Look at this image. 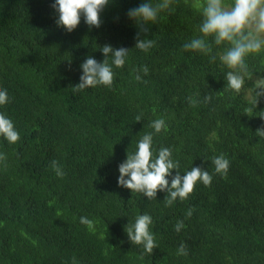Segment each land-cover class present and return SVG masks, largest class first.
I'll return each mask as SVG.
<instances>
[{"label": "trees", "instance_id": "16d2710c", "mask_svg": "<svg viewBox=\"0 0 264 264\" xmlns=\"http://www.w3.org/2000/svg\"><path fill=\"white\" fill-rule=\"evenodd\" d=\"M143 2L111 0L99 28L81 17L67 32L55 23L54 0H0V89L11 98L0 113L21 137L10 144L0 136L7 155V168L0 165V264H264V138L256 134L264 97L248 111L254 79L264 76V52L247 58L253 79L236 94L219 59L227 45L213 43L214 63L182 47L201 35L194 0H175L174 12L143 26L146 34L127 15ZM137 33L156 46L135 48ZM104 44L130 49L125 65L114 67L113 87L73 93L81 64L89 56L102 61ZM143 65L149 72L136 81L134 70ZM189 97L201 103L193 107ZM159 118L167 131L154 135L153 150L170 148L181 175L199 166L213 176L211 186L197 183L170 207L166 191L149 200L117 183L119 164ZM221 154L230 161L226 177L212 164ZM145 213L158 243L152 255L125 230ZM80 217L93 220L94 231ZM177 221L185 224L180 232ZM181 243L186 256L177 255Z\"/></svg>", "mask_w": 264, "mask_h": 264}, {"label": "clouds", "instance_id": "9594fccd", "mask_svg": "<svg viewBox=\"0 0 264 264\" xmlns=\"http://www.w3.org/2000/svg\"><path fill=\"white\" fill-rule=\"evenodd\" d=\"M111 0H54L51 7L58 13L55 23L62 26L65 31L72 32L80 24L81 17L91 27L99 28L102 24L101 13L109 5ZM175 0H158L153 4L145 0L138 7L128 10V17L141 26L145 34L148 29L143 27L149 23H156L161 12H174L172 5ZM188 3V0H185ZM193 7L202 16L198 26L200 36L192 38L183 44L185 51H195L210 57L209 62L214 63L217 59L213 54V43L216 46L227 45L225 51L219 56L221 63L226 66L227 86L236 94H240L245 88L246 79L252 80L253 73H250L247 58L250 55H258L264 52V0H194ZM209 37L212 38L211 42ZM156 46L153 39H141L137 33L135 48L148 52ZM129 50L124 47L114 49L110 44H104L100 51L104 59L98 62L93 57H87L81 64L82 74L80 82L72 86L73 93L80 92L97 86L112 88L115 83V68H122L129 55ZM112 60L109 63L108 57ZM134 79L142 81L140 73L147 75V65L135 69ZM197 96L199 93L196 94ZM264 97V76L254 79L248 101L252 105L249 112L254 110L259 99ZM212 97L205 95L203 103L211 102ZM11 98L6 89H0V106L10 103ZM189 103L193 107L201 103L200 100L189 97ZM264 120V116H261ZM142 114L135 117V121H141ZM150 127L154 132L145 133L138 141L137 149L132 154H127L126 159L119 164V177L117 183L129 189L131 192L143 194L149 200L156 199L157 191L168 193L165 199V206L170 207L177 200H186L194 192L197 183L204 186H211L213 176L209 171L192 166L189 171L180 174V163L172 159V150L168 147H161L158 153L153 150V137L162 131H167V124L163 118L151 122ZM256 134L264 138V125L256 129ZM0 136L8 143L16 144L20 141V133L17 131L14 122L4 113H0ZM215 172L223 177L227 176L230 161L223 155L212 158ZM0 165L7 168V155L0 153ZM51 168L56 175L63 178L66 173L63 167L56 161L51 162ZM177 170L172 175L173 170ZM171 176L169 183L168 177ZM193 212L189 208L186 216L191 217ZM80 223L94 231L93 220L87 217H80ZM153 219L145 213L138 215L134 223L126 225V233L133 245H142L144 252L152 255L158 247L156 237L152 231ZM185 227L183 221H177L174 226L176 232ZM187 245L181 243L177 249V255L186 256ZM75 264V259L73 261Z\"/></svg>", "mask_w": 264, "mask_h": 264}]
</instances>
